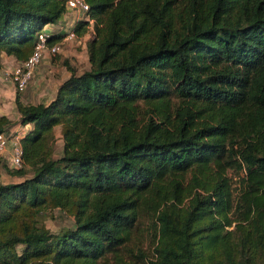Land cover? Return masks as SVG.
Segmentation results:
<instances>
[{"label":"trees","instance_id":"obj_1","mask_svg":"<svg viewBox=\"0 0 264 264\" xmlns=\"http://www.w3.org/2000/svg\"><path fill=\"white\" fill-rule=\"evenodd\" d=\"M85 1L73 30L90 28L88 67L47 102L14 97L31 126L7 168L21 179L0 182V264H137L122 250L143 218V264H264V0ZM66 12L0 0V66ZM10 123L0 114V133ZM47 208L73 225L38 224Z\"/></svg>","mask_w":264,"mask_h":264},{"label":"rangeland","instance_id":"obj_2","mask_svg":"<svg viewBox=\"0 0 264 264\" xmlns=\"http://www.w3.org/2000/svg\"><path fill=\"white\" fill-rule=\"evenodd\" d=\"M81 16L82 14H80L78 18H81ZM75 17L76 14L74 12H67L64 19L57 20L52 23L50 28L52 31H66L69 25L73 23ZM88 37H90V28L86 31V33L76 36V38L72 40L62 42L60 45L61 48L57 53L46 54L45 58H42L40 63L43 61L46 62L47 65H43L42 67L39 63L34 70L31 79L20 91L15 90L9 77L4 74L5 70H8L10 66H13L15 60L2 58L0 70L2 69V74L4 76L1 77L8 86L5 84L4 87H0V92H3L1 93L0 104L2 103V107L6 108V113L9 117H11V123L7 126V131H13L14 133L20 134L23 130L19 126V123H16L17 119H15V116L18 114L14 105L15 95L22 102L36 103L40 101L45 102L46 99L49 100V96L52 93L53 88L57 85L64 70H67L68 67L77 70L83 69V58L81 57V53L85 54V42ZM37 70L39 71L36 72ZM31 88L35 89V93L37 91H39V93H36L34 96L29 94L28 92ZM54 134L55 140L52 147V156L57 157L61 151L59 127L56 126L54 128ZM7 168L8 167L5 162H0V173H2L3 176L7 173ZM25 175H28V172H26ZM231 176L230 186L232 191H234L235 188H237V177L234 174ZM7 180L8 178H5V176H0V182H6ZM39 223H43L51 232H55L61 227H70L73 225L71 216L59 208H47L43 217L38 220V224ZM136 226L137 227L133 232V239L128 242V249L122 250V256L128 263L136 262L137 264H143L142 260L137 256V253L140 251L149 255L152 247L151 235L153 228L152 225L150 226L147 218H143V220L141 219ZM16 249L19 251L21 249V245H17ZM108 261L109 264H121L115 263L111 258H108Z\"/></svg>","mask_w":264,"mask_h":264},{"label":"built area","instance_id":"obj_3","mask_svg":"<svg viewBox=\"0 0 264 264\" xmlns=\"http://www.w3.org/2000/svg\"><path fill=\"white\" fill-rule=\"evenodd\" d=\"M65 7L67 12H74L76 14L74 23L79 19L80 14L83 17L88 5L85 0H65ZM65 14L62 19H64ZM73 23L64 31L60 39L51 43H46L45 38L48 32L52 31L50 28L52 23L44 25L42 30L37 34L33 50L28 57L21 61H15L13 66L5 70L4 74L9 77L15 90L20 91L26 86L27 82L33 76L34 70L46 54L57 53L61 48L60 45L62 42L76 38L77 35L73 30ZM19 135L7 130L0 133V156H2L8 168H18L21 166V148L18 142Z\"/></svg>","mask_w":264,"mask_h":264},{"label":"crops","instance_id":"obj_4","mask_svg":"<svg viewBox=\"0 0 264 264\" xmlns=\"http://www.w3.org/2000/svg\"><path fill=\"white\" fill-rule=\"evenodd\" d=\"M81 57L83 58L82 59V61H83V69H81V70H77V69H74L73 68V70L75 71V72H80V71H82V70H84V69H86L87 67H88V61H87V55H86V50H85V54H83V53H81ZM2 58H6V59H13V57L12 56H10V55H6V54H2V56H1V61H2ZM43 58H45V56L43 57ZM14 60V59H13ZM43 65H47V63L46 62H41L40 63V66H42L43 67ZM81 66V67H82ZM39 70H37L36 72H38ZM69 69H67V70H64V72L61 74V78H59V80H58V83H57V85L64 79V78H66L68 75H69ZM1 76H4L3 74H2V69L0 70V87H4V85L6 84L4 81H3V79H2V77ZM7 85V84H6ZM56 85V86H57ZM8 86V85H7ZM56 86L53 88V90H52V93L50 94V98H49V100L53 97V95H54V92H55V89H56ZM35 91V89L34 88H31V90L28 92L29 94H31V95H35L36 93H39V91H37L36 93L34 92ZM1 93H3V92H0V97H1ZM3 95V94H2ZM48 101V99H46V101L45 102H47ZM32 103H35V102H32ZM0 114H4V115H6L9 119H11V117H9L8 116V114L6 113V108L5 107H2V103L0 104ZM17 117H18V114L15 116V119H17ZM16 123H17V121H16ZM19 126L21 127V129H23L21 132H20V134H22V132L24 131V130H27V129H29L30 128V124H25L24 126H22V125H20L19 124ZM1 175L0 176H2V177H4L5 176V178H8V180L6 181V182H14V181H19L21 178L20 177H16V176H12V175H10V174H8V173H6L4 176L2 175V173H0Z\"/></svg>","mask_w":264,"mask_h":264}]
</instances>
